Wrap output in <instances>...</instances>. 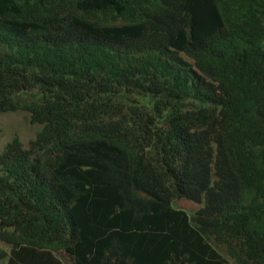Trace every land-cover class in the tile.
Wrapping results in <instances>:
<instances>
[{"label":"trees","instance_id":"trees-1","mask_svg":"<svg viewBox=\"0 0 264 264\" xmlns=\"http://www.w3.org/2000/svg\"><path fill=\"white\" fill-rule=\"evenodd\" d=\"M16 111L0 264H264V0H0Z\"/></svg>","mask_w":264,"mask_h":264},{"label":"rangeland","instance_id":"rangeland-1","mask_svg":"<svg viewBox=\"0 0 264 264\" xmlns=\"http://www.w3.org/2000/svg\"><path fill=\"white\" fill-rule=\"evenodd\" d=\"M39 125L29 122L28 113L25 111L0 113V152L7 142L18 137L24 146L34 138ZM176 206L186 209L188 212L197 208V204L185 199L176 201Z\"/></svg>","mask_w":264,"mask_h":264}]
</instances>
